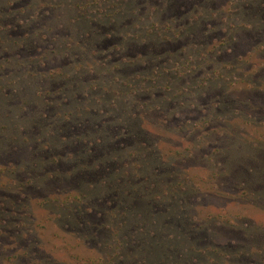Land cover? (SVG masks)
<instances>
[{
    "label": "rangeland",
    "instance_id": "rangeland-1",
    "mask_svg": "<svg viewBox=\"0 0 264 264\" xmlns=\"http://www.w3.org/2000/svg\"><path fill=\"white\" fill-rule=\"evenodd\" d=\"M0 264H264V0H0Z\"/></svg>",
    "mask_w": 264,
    "mask_h": 264
}]
</instances>
